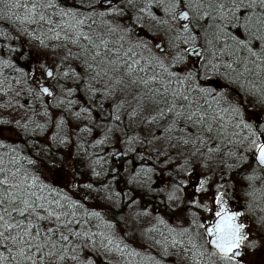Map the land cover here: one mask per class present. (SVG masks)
Listing matches in <instances>:
<instances>
[{
  "label": "snow or ice",
  "instance_id": "1",
  "mask_svg": "<svg viewBox=\"0 0 264 264\" xmlns=\"http://www.w3.org/2000/svg\"><path fill=\"white\" fill-rule=\"evenodd\" d=\"M34 56L41 62L30 66ZM10 92L0 108L26 92L53 98L60 115L53 120L43 105V124L0 119V264H245L248 250L264 247V0H0V94ZM65 113L93 137L91 147L116 149L113 158L154 154L167 166L179 153L181 169L219 160L244 181L245 209L231 210L217 185L213 206L186 209L209 217H181L183 181L167 194L175 223L156 215L141 226L147 210L116 218L89 207L100 188L117 204L121 193H109L111 182L61 184L48 175L51 148L8 142L48 123L59 134L70 124ZM125 171L129 185L155 191L154 167Z\"/></svg>",
  "mask_w": 264,
  "mask_h": 264
},
{
  "label": "rangeland",
  "instance_id": "2",
  "mask_svg": "<svg viewBox=\"0 0 264 264\" xmlns=\"http://www.w3.org/2000/svg\"><path fill=\"white\" fill-rule=\"evenodd\" d=\"M40 62H41V59L34 56L32 59L31 65L36 66ZM31 102L33 104H42V106L48 105V110L52 108L51 105L56 103V101L51 97H43L42 100H35V101L33 99L31 100ZM13 106H14V103L12 104V106H10L11 109H13ZM14 108L15 109H13L11 112L12 115H13V112L20 109V107H18L17 104L14 106ZM250 111H253V110L250 108ZM255 111L257 112L258 115H260L259 109H256ZM54 113L56 114L53 117V119L58 117V113L55 112V110H54ZM260 118L263 119V115H261ZM35 120L37 121L41 120L42 122H44V119H42L40 114L37 115V118H35ZM15 121H16V118L11 120V122L13 123ZM72 126L73 124L71 121H70V124H66L64 134L67 135L68 140L69 139L74 140L72 141L74 142V144L71 143V145L67 148V153L65 154V156H63L62 158H60V160L57 161L55 173H49L50 175L48 174L50 176L49 177L50 179H52L54 176H57L58 178H61V184L66 182L70 186H71L70 182H73L72 172L77 166H80L82 162L81 161L79 163L80 159L79 158L76 159L75 157V151H76V145H77L76 144L77 143V137H76L77 132L75 133V130L73 129L71 130ZM56 136L61 137L58 134ZM49 137L50 135L47 133L42 134V139H48ZM15 138H16V135L9 137L8 142L9 143L16 142L18 138L16 139ZM91 139L93 140V137ZM160 146L161 145L159 144L157 145V147H160ZM119 147H120V150H123L124 146L120 145ZM103 148L107 150L109 156H112L110 155V152L116 150L110 144L103 146ZM145 155L147 156V153H145ZM123 157H119L117 159V163H119L118 165L119 167L123 168L122 160L125 159L128 162L124 165V170L126 169L131 170L133 167L139 170L140 167L137 166L136 164L140 162L141 159L138 155L129 154V156H127L126 158H123ZM174 160H175V163H169L167 166H165L159 160L156 159L154 154H152L151 158L144 159V161L147 162L146 165H148L149 167H154V172L156 169L158 173L157 178H159V180L156 179V182L154 183V186H156L159 189L158 203L161 204L162 201H166V205H168L167 194L172 191L174 185H177L176 181H178V179L176 177L180 173V178L179 176L178 178L179 180L183 181V184L181 186V191L177 193L181 198L180 201H177V204H181V206L183 207H189L191 201H199L200 203H206L209 206H213L212 202H213V197L217 192V185H223V182L221 183L217 182L216 178L210 174L211 173L210 169H206L202 167L197 160H193L190 164L185 165L183 169H181L179 165L183 162L184 157L181 156L179 153H177L174 157ZM125 175L128 176L127 171H125ZM208 177H210V179L208 180V183L205 184L206 190L202 192H197L196 189L200 186V182L202 180H205ZM241 183H242L241 181L236 180L234 182H230V185H223L224 187L220 190L225 192L226 199H228L230 202L231 201L235 202L240 209L242 208V210H244L246 206L247 198L244 197L242 194L243 184ZM153 195H157V192H155ZM104 196H105V191L104 189H102V192L92 195L86 203L89 205V207L95 208L96 210L102 211V212H105V211L107 212L110 206H119V204H117L116 202L114 204L112 201H108L104 199ZM140 204H141V201H139V204L133 205L132 207L127 208L126 211H124L122 215L118 216V218L133 217L136 212L144 211V209L140 207ZM159 209H162V207ZM163 210H164L163 213H161V211L158 210L156 211L155 214L162 215V216L163 214H166V217L169 220V222L175 223L176 216L172 212L167 211V209H165L164 207H163ZM191 211H199L203 218H207L211 215L210 213L203 212L202 210H199L196 208L195 210H190L188 212H182L181 209H177V212L179 213L181 217H189L191 214ZM153 217L154 215H152V217L151 216L141 217L140 225L147 226V225L153 224V221H154ZM252 219L254 221V218ZM253 231L255 232L256 229L254 228ZM254 238L258 239V236H254ZM262 244H264V242H262ZM245 264H264V247L258 245V247L255 250H251V249L248 250L247 255L245 257Z\"/></svg>",
  "mask_w": 264,
  "mask_h": 264
},
{
  "label": "trees",
  "instance_id": "3",
  "mask_svg": "<svg viewBox=\"0 0 264 264\" xmlns=\"http://www.w3.org/2000/svg\"><path fill=\"white\" fill-rule=\"evenodd\" d=\"M20 65L23 66L25 65L27 62L21 60ZM32 66V65H30ZM22 86L18 85L16 86V90L19 91L20 88ZM15 95V92H10L8 96H3L2 94H0V104H5L6 102H8L12 96ZM19 100V104H23L24 107L21 108L19 110H16L15 112H13V115L11 114L12 110L15 109L14 106L16 105L15 102L13 109H11V107L5 109V108H0V119H8L9 121L13 120L16 118V120H21L22 122H26L28 120L29 117H34L37 118V115L40 114V116L42 117V119H44V122L37 121L39 123H45L46 118L42 115V113L45 111V108H43L42 104H33L31 102V100H33L31 97L28 96V94L26 92L22 93L20 97L17 98ZM35 101V100H34ZM19 104L18 107H19ZM32 104L34 106V108H28V105ZM58 113V116L60 115V109L57 108H51L49 109V113L52 115V119L55 116L56 113ZM74 111L77 110L76 108L73 109ZM65 118L66 120H70L73 124V126L71 127V130H75V133L77 132V145H76V151H75V157L76 159H80L79 163L81 162L80 166H77L74 172H78L79 174L76 175L74 177V175L72 176L73 180L75 179L77 182L79 183H92L94 185V187H100L101 184L105 183V182H111L110 183V188H109V193H114V192H120L121 193V197L119 199V206H110V208H108L107 212L105 211V213H107V215L109 217H111L112 215H115L116 218H118L119 215H122L124 211H126L128 207V204L130 203L129 197L141 201L140 207L144 210H147L151 213V217L152 215L156 216L158 214H155L156 211L160 210L161 213H163V207L165 209H167V211L172 212L168 205H166V201H162V203H158V192L159 189L154 186V183L156 182V179L159 180L158 177V173L157 170L155 169V172H153L151 174V183L153 188L155 189L154 192L149 193L147 191V188H138L136 185H129L126 180H127V175H125V170H124V166L119 167V163H117V161L115 159H113L112 156L108 155V152L105 148L103 147H91V142H92V136H87V134H79L78 131L76 130V125L79 123L78 121H76L70 113H65ZM56 119V118H55ZM53 119V120H55ZM263 119H264V115H263ZM32 127H35V125H32ZM66 125L59 130V134L60 136H64V131H65ZM51 132V133H50ZM49 134L50 137L48 139H42V134ZM57 135V129L55 128L53 123H48L46 130L43 133H40L39 130H37V133L35 135H31V136H25V134L20 131L19 135H16V138H18V140L16 142V144L19 145H25L27 142L29 141H33L37 143V147L43 146L46 148H51V151L53 153H55V160H56V164L57 161L60 160V158H62L63 156H65V154L67 153V148L72 144H74V140H70L69 139V143H67L66 145H59L58 141L59 138ZM55 136L56 137V141L54 142L52 140V137ZM78 136L80 137V139H78ZM15 138V139H16ZM83 143V146H81V144ZM129 156V155H128ZM100 157H103V160H101L100 164H96L95 161L98 160ZM127 156H124V158H126ZM125 160V159H124ZM128 162V161H127ZM147 162L144 160H141L140 162H138L136 165L141 167H145L148 168L149 166L146 165ZM211 169H210V174L213 175L217 182L221 183L223 182V185H230V182H234L236 180L241 181V184H244V181L241 179V176L238 175L236 172L231 171L229 169H227L224 166L220 165L219 160H215L213 162H211ZM83 166V168H82ZM74 167V166H72ZM93 167L95 168L96 171L100 172L101 175L98 178L93 177L92 174V169ZM139 168V169H140ZM112 169H116L119 171L120 173V178L117 181H112V177L111 174L109 175H105L106 172L110 173ZM50 175V174H49ZM179 178H180V173L178 174ZM178 176L176 177L178 179V181H176L177 184H180ZM50 177V176H49ZM70 184H72V182H70ZM161 185V184H159ZM70 187V185H68ZM182 186V185H181ZM103 188H100L99 192H102ZM99 192H93L92 195L98 194ZM155 192H157V195H153ZM154 196V197H153ZM115 200L116 198H113V203L115 204ZM112 204V205H114ZM181 205V204H180ZM162 209H159L161 208ZM173 208L176 207V205L172 206ZM189 207H183L181 206V210L182 212H188L190 210H195V208H191L190 210H186ZM163 216L165 217L166 220V214H163ZM155 223V220L153 221V224Z\"/></svg>",
  "mask_w": 264,
  "mask_h": 264
},
{
  "label": "flooded vegetation",
  "instance_id": "4",
  "mask_svg": "<svg viewBox=\"0 0 264 264\" xmlns=\"http://www.w3.org/2000/svg\"><path fill=\"white\" fill-rule=\"evenodd\" d=\"M123 158H124V157H123ZM113 159H115V160L117 161L118 158H113ZM126 163H127V160H124V159H123V160H122V165L124 166ZM226 200L228 201V204H229V203H230V204L233 203L232 201L230 202L228 199H226ZM238 209H239L238 207L235 208V210H238Z\"/></svg>",
  "mask_w": 264,
  "mask_h": 264
},
{
  "label": "water",
  "instance_id": "5",
  "mask_svg": "<svg viewBox=\"0 0 264 264\" xmlns=\"http://www.w3.org/2000/svg\"><path fill=\"white\" fill-rule=\"evenodd\" d=\"M228 207H229L231 210H235V208L237 207V205H236L235 203H231V204L229 203V204H228ZM238 210L243 211L242 208H241V209L239 208Z\"/></svg>",
  "mask_w": 264,
  "mask_h": 264
}]
</instances>
